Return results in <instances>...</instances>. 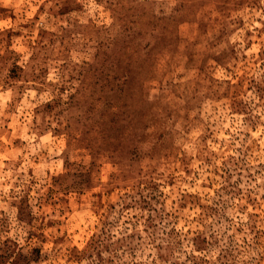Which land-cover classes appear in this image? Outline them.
<instances>
[{
    "label": "rangeland",
    "instance_id": "374dc122",
    "mask_svg": "<svg viewBox=\"0 0 264 264\" xmlns=\"http://www.w3.org/2000/svg\"><path fill=\"white\" fill-rule=\"evenodd\" d=\"M0 264H264V0H0Z\"/></svg>",
    "mask_w": 264,
    "mask_h": 264
}]
</instances>
